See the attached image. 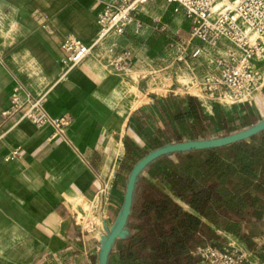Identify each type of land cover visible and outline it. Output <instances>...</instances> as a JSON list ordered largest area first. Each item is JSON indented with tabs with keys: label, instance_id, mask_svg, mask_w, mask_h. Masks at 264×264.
Masks as SVG:
<instances>
[{
	"label": "crops",
	"instance_id": "1",
	"mask_svg": "<svg viewBox=\"0 0 264 264\" xmlns=\"http://www.w3.org/2000/svg\"><path fill=\"white\" fill-rule=\"evenodd\" d=\"M107 1L0 0V111L22 81L32 96L42 97L48 115L66 114L71 119L66 128L69 143H65L50 140V127L36 129L26 120L12 126L0 118V264H97L101 239L93 234L92 221L88 228L82 217L74 215L73 203L92 202L99 196L114 222L120 210L115 200L124 193L122 183L115 186L123 140H138L129 125L132 114L167 95L149 87L162 83L159 70L150 71L152 81L144 82L140 75L135 80L134 70L114 73L95 54L60 78L63 37L70 34L90 44ZM146 5L141 10L144 20ZM200 59L207 70V62ZM173 64L171 60L162 70ZM124 79L143 97L137 107L132 104L139 97H124ZM194 79L196 87L198 78ZM171 86L167 85V92L173 91ZM14 147H20V157L3 162ZM256 226L242 228L248 244L259 235Z\"/></svg>",
	"mask_w": 264,
	"mask_h": 264
},
{
	"label": "trees",
	"instance_id": "2",
	"mask_svg": "<svg viewBox=\"0 0 264 264\" xmlns=\"http://www.w3.org/2000/svg\"><path fill=\"white\" fill-rule=\"evenodd\" d=\"M260 120L248 103L213 106L206 115L189 94L156 97L132 114L129 125L138 140L124 138L115 186L125 188L132 166L154 149L231 134ZM144 173L134 190L127 235L115 243L109 264H195L196 249L215 243L218 232L242 241L245 225L263 224L264 131L222 147L163 156Z\"/></svg>",
	"mask_w": 264,
	"mask_h": 264
},
{
	"label": "built area",
	"instance_id": "3",
	"mask_svg": "<svg viewBox=\"0 0 264 264\" xmlns=\"http://www.w3.org/2000/svg\"><path fill=\"white\" fill-rule=\"evenodd\" d=\"M158 0H108L97 16L98 31L90 44L67 34L60 44V78L83 59L95 54L114 73L125 75L135 61L129 50L115 38L127 31L138 33L145 25L144 5ZM184 10L191 26L169 45L173 63L188 65V60L204 58L208 64L196 81L199 102L231 106L250 103L264 88V0H165ZM222 9L214 10L217 4ZM158 22V21H157ZM160 31L164 26L158 27ZM3 122L12 126L30 121L36 129L50 127V140L69 143L66 128L71 119L63 114L48 115L42 97L32 96L18 81L8 105L0 111ZM20 147L12 148L3 158L8 163L20 157ZM222 240L207 243L194 252L195 264H257L242 250V241L218 232ZM258 264H264L259 262Z\"/></svg>",
	"mask_w": 264,
	"mask_h": 264
},
{
	"label": "rangeland",
	"instance_id": "4",
	"mask_svg": "<svg viewBox=\"0 0 264 264\" xmlns=\"http://www.w3.org/2000/svg\"><path fill=\"white\" fill-rule=\"evenodd\" d=\"M223 5L217 4L214 7V10L222 9ZM146 16H145V25L141 31L134 33L132 31H127L121 38L118 40V44L121 48L129 50L135 56V61L132 64L134 70L133 79H137V75L140 77L145 76L144 82L152 81L151 75L149 74L152 70H159L157 74L160 75L161 84L156 85L152 84L151 89L155 88V93L168 94L174 93L177 95L183 94H197L195 87L194 76L199 78L200 75L205 71V63L201 59L188 60L186 65H177L173 64L172 67L167 70H162L163 67L167 66L172 57L169 54V45L174 41L179 35L186 34L191 26L190 20L187 18L184 10L175 5H169L163 0H158L154 3L146 5ZM158 21V22H157ZM164 26V30L160 31L158 27ZM165 63V64H164ZM183 66V67H181ZM192 70V73H190ZM138 72L140 74H138ZM164 83L166 84L164 86ZM172 83L171 89L172 92H167V85ZM125 85V99L136 100L137 105L143 102V97L137 93V90L133 88V84L124 79ZM183 93V94H182ZM156 95V94H155ZM236 105V104H235ZM250 105L255 107L257 114L261 119H264V99L263 93L261 92L254 100L251 101ZM133 106V105H132ZM226 107L220 104H215L214 107ZM232 106V105H231ZM137 107V106H136ZM203 111L206 114H210L209 106L206 104L203 106ZM143 176H146L145 173ZM164 191V188L158 186ZM120 199L115 200L118 204V209L122 205L123 195L119 193ZM108 203V201H107ZM108 206V204H107ZM104 205L101 204L99 196L94 198L91 202L84 200H77L73 203V212L77 217H82L84 225L88 228L91 227L92 221V232L97 237V239H104L102 234H105L108 228L111 227L112 219L109 217L107 211L103 209ZM106 226V228L104 227ZM106 230V231H105ZM224 233V232H222ZM255 233L259 234L251 244H248L247 241L242 240L243 246L242 250L246 253L247 256L252 258L254 263L264 262V218L263 224L256 226ZM226 234V233H224ZM232 236V235H231ZM99 237V238H98ZM219 239L214 241L215 243L222 240L219 235Z\"/></svg>",
	"mask_w": 264,
	"mask_h": 264
},
{
	"label": "water",
	"instance_id": "5",
	"mask_svg": "<svg viewBox=\"0 0 264 264\" xmlns=\"http://www.w3.org/2000/svg\"><path fill=\"white\" fill-rule=\"evenodd\" d=\"M206 114V113H205ZM207 115V114H206ZM264 131V119H261L254 125L243 130L221 135L219 137L210 139L188 140L181 142H174L165 146L154 149L139 159L131 168L125 183L123 201L120 210L110 228H106L105 234H102L104 239L99 240L98 262L97 264H109V256L115 248V243L118 240L125 238L127 235L126 225L129 215L131 213V206L133 201L134 190L136 183L143 176L145 169L149 164L155 160L173 153L191 151V150H205L211 148L222 147L241 140L248 139L257 133Z\"/></svg>",
	"mask_w": 264,
	"mask_h": 264
},
{
	"label": "bare ground",
	"instance_id": "6",
	"mask_svg": "<svg viewBox=\"0 0 264 264\" xmlns=\"http://www.w3.org/2000/svg\"><path fill=\"white\" fill-rule=\"evenodd\" d=\"M133 106L132 107H136L137 106V102L133 103L132 104ZM133 110V109H132ZM96 198V197H95ZM93 201V200H92Z\"/></svg>",
	"mask_w": 264,
	"mask_h": 264
}]
</instances>
